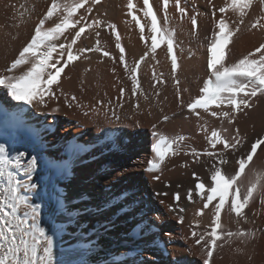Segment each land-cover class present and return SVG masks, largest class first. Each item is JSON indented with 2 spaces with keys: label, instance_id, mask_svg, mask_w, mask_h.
Instances as JSON below:
<instances>
[{
  "label": "bare ground",
  "instance_id": "obj_1",
  "mask_svg": "<svg viewBox=\"0 0 264 264\" xmlns=\"http://www.w3.org/2000/svg\"><path fill=\"white\" fill-rule=\"evenodd\" d=\"M14 1H16L17 3L15 5V7L13 6L14 8H11L12 9V13L14 12V14H11V15H14V16L20 18V13L22 11V9L20 8V5L23 4L25 6H34L33 2L35 0L34 1L33 0L32 1L31 0L30 1L14 0ZM48 1L50 2V0H48ZM127 1L128 0H126V1L124 0V1H122V4H121L120 0H116L117 5L113 2L115 4V5H113V7H111V5H110V6H108V7H111L110 9L107 8V7L106 8L109 9V12L112 13L115 17L117 15L120 16L123 13L124 7L125 8L127 7L125 5V4L128 3ZM119 2H120V4H119ZM152 2H153V0H152ZM7 3H8V0H1L0 1V8H2V13L4 11L3 9L6 8ZM255 3H256V1H255ZM255 3H254V0H253V4H255ZM170 5H172V4H170ZM262 5H260V6H262ZM139 7L140 6H137L136 8H139ZM142 7H140V8H142ZM104 10H106V9H104ZM126 10H124L125 11L124 12L125 14H126ZM141 10H143V9H141ZM168 10H169V7H168ZM127 11H128L127 13H129V10H127ZM156 11H157V9H156ZM248 12H250V11H248ZM255 12H256V10H255ZM229 13H231V11ZM105 14H106V12H105ZM138 14L140 15V12H138ZM162 14H163V12H162ZM79 15H77V17ZM232 15H231V20H229V19H228L229 21L226 20L228 23H230V21H232V20L233 21L235 20V19H232V17H235V15H233V16ZM1 16L4 18L5 17L4 13L0 15V18H1ZM222 16H224V15H222ZM259 16L260 17H263L264 15L263 16L259 15ZM10 17L11 16H9L8 18L10 19ZM144 17L145 16L143 14V17L142 18L144 19ZM3 18H1V20ZM11 18H13V16ZM86 18H87V16H86ZM94 18H96V17H94ZM123 18H125V17H123ZM163 18H164V16H163ZM224 18H226V16H224ZM254 18H256V17H254ZM104 19H103V17L99 18V20L102 22L101 26H99V27H101L103 29H105L104 28L105 23H108V22H105ZM146 19L148 20L150 18L149 17L148 18L146 17L144 19V21ZM236 19H238V17H236ZM251 19H252V21L254 20L253 17ZM1 20H0V23H1ZM124 20H126V18ZM111 21L113 22V20H111ZM127 21H125V22H127ZM248 21H250V23H251V20H248ZM236 22H238V21H236ZM236 22L235 21H234V23L231 22L234 27L237 25ZM2 23H4V22H2ZM23 23L25 24V30L26 31H29V30L32 31V30H34V27H35L36 23H38L35 6H34V11L31 14L30 20H28L27 22H23ZM235 23H236V25H234ZM250 23L247 22V24H250ZM149 24H150V22H149ZM183 24H184V22H183ZM146 26H147V24H146ZM230 26H231V24H230ZM5 27H7V26H5ZM166 27H167V24H166ZM175 27H176V25H175ZM8 28H9V26H8ZM125 28H127V27H125ZM125 28H124V30H125ZM2 29H4V28H2ZM131 29H133V28H131ZM183 29H185V28H183ZM183 29H182V31H183ZM243 29H245V28H243ZM6 30L7 29H5V31H3L2 35L0 36V75H7L8 74V73L5 72V69L10 66L9 65L10 62L12 63V61L14 60L13 58L17 55V53L19 54L20 51L18 52V50L21 49L20 47L22 46V44L24 42V37L23 36L25 35L23 32H20L16 28H14V32H12V31L8 32ZM248 30H249V28H248ZM262 30L259 33H258L259 30H257V34H255L256 32L254 34L251 32L254 38H251L250 37V39H249V36H247V35L244 36L246 38L242 39L240 42H237L238 44L235 47L241 48V50H243V49H245V47L247 48L248 46L249 47H251L253 45L254 46H257L258 45L259 46V44L262 43L261 41L264 40V31H262ZM175 32H176V30H175ZM129 33H128V35H129ZM240 33L242 35V32H240ZM176 35H179L180 36L179 32ZM248 35H249V33H248ZM252 35H250V36H252ZM26 36H28V35L26 34ZM144 36H147V35H144ZM236 36H238V35H236ZM136 37H138V36H136ZM183 37H184V35H183ZM233 37H235V36H233ZM25 38L27 39V37H25ZM96 38L97 37H95L94 35H93V37H90L89 38V48H92V47L95 46ZM180 38H182V37H180ZM136 39H138V38H136ZM235 39H236V37H235ZM27 40H29V39H27ZM175 40H177V38ZM182 40H184V38ZM100 41L102 42V40H100ZM87 42H88V40H87ZM105 42H103V43H105ZM199 42H200V40H199ZM109 43H110V41H109ZM26 44L27 43H25V45ZM101 45L102 44H100V46ZM148 45H150V44H148ZM202 45L200 47H202ZM102 47H103V45H102ZM125 47H124V49H126ZM131 47H132V45L130 46V48L129 47L128 48L131 50ZM107 48H108V46H107ZM196 48L193 46V49L194 50H196ZM203 48H206V47H203ZM203 48L201 50H203ZM256 48H254V49H256ZM198 49H199V46H198L197 50ZM104 50H106V49H104ZM118 50H120V49H118ZM133 50H138V49H133ZM147 50H148V48H147ZM166 50H167V48H166ZM185 50H187V48ZM189 50H190V48H189ZM230 50H232V53H234V56L232 58V54L231 53H230V55H228V57L226 56L227 57V58L225 57V62L226 63L235 62L234 61V58H238V56H241V55H243L245 53L244 50L243 51H238V52H236L235 49H231L230 48ZM144 51L146 52V50H144ZM133 52H135V51H133ZM141 52L142 51H140V52L137 51V52L134 53V57H135L134 60L138 61L139 58L141 56H143L141 54ZM190 52H192V51H190ZM190 52H189V54H190ZM119 53H120V51H119ZM198 53L200 54V53H203V52H199L198 51ZM86 54H87L86 55L87 57L90 56L89 57L90 59H91V57L93 58V59H91V61L94 60V59H98V58H94L93 57L94 55L97 54L96 52L88 51V52H86ZM162 54H160V55H162ZM98 55H99V53H98ZM183 55L184 54H182V56ZM196 55L198 56V54H195V56ZM117 56H118V54H117ZM119 56H120V54H119ZM186 56H188V55H186ZM199 56L197 57L196 60L193 58L195 61H194V64L193 65L191 64V66H189L190 68H192V66H193V68L191 69V72H189V70H188L189 74L190 73L197 74L198 72L204 71V66H203L202 58H200ZM109 57H111V56H109ZM157 58H158V56H157ZM162 58H165V57L162 56ZM168 58H166V59L168 60ZM188 58H190V57H188ZM107 59H108V57H107ZM107 59H106V61H107ZM110 59H108V60H110ZM145 60H147V59H145ZM164 60L165 59H163L162 61H164ZM128 61H130V60H128ZM144 61H142V62H144ZM148 61L150 62L152 60H149V58H148L147 62ZM190 61H191V59H190ZM108 62H110V61H108ZM130 62H132V61H130ZM142 62H141V65H142ZM156 62H158V61H156ZM90 63H89V65H91ZM150 63H153V61L150 62ZM100 64H102V63H100ZM169 64L170 63L168 62V65ZM86 65H87V63H86ZM143 65H147V63L146 64H143ZM151 65L152 64H150V67H151ZM153 65H155V64H153ZM186 65H188V64H186ZM109 66H111L110 63H109ZM159 66H160V64L158 63V67ZM162 66H164L163 63H162ZM28 67H29V65H24V66L20 67L19 69H17L12 74L19 75L22 72L26 71ZM101 67H102V65H101ZM152 67H151V70H155L154 68H156V67H153V69H152ZM92 68H94V67H92ZM108 68H110V67H108ZM160 68H162V67H160ZM165 68L167 69V66ZM65 69H66V71L63 72L64 74H62V79L60 80L59 85L58 86H55V85L53 86L54 87V90H55V93H56V98L55 99L48 100L47 101V106L39 105V104L26 105V104H23V102H17V101H14V100L11 101V103H10V101H8V94H7L6 90L2 86H0V143H3V144L5 143V147H6V149L9 152L10 158H15V156L17 155L18 152H24L25 153V156L22 158L21 162H22V165L25 166L27 164V161L30 158H32L34 156L39 157L40 158V161H42L43 164L40 165V166H37L36 169L38 171H40V174H41L40 177H42V178L44 176L46 177L48 175V172L52 168L53 169H60V170L63 171L62 174L60 173V174H57V177L55 176V184H56L55 185V190L53 191L52 196L50 195L51 196V199H52L51 201H53V203H54V210L55 211H53V212L57 213L59 215L58 217H61L63 219V221L64 220H67L68 221L69 225H66V229L67 230L69 229V231L71 230L73 233H75V234L69 233V237H70L69 240H71L72 237L73 238L76 237V239H77L76 243L77 244L76 245H73L70 248H68L66 250L68 252L67 254L60 255V252L58 251V248L61 251L60 246L62 244H60V243L62 241H60L61 238L59 239V237H61V235H60L61 233H58L60 236L59 237L57 236L58 238H56V240L54 239V249H53L54 264H162V262L160 260L161 259H164V255L166 256V254L161 255V253L159 254V252H158V251H161V249H160L161 248V244H162L161 241H160L161 239H165L168 242H170L169 247H170L171 251H173L172 258L171 259H170L169 256H167V259L170 260V262H171L170 264H188V260L186 258H184L183 256L180 255L181 253L183 254L186 251L182 252V244H181V241L177 238V235L175 234V231H174V229L176 227H178V229H179V227H180L179 225H181V224H177V223H181V222H179V220H178V216H177L178 208H176V205L178 204L179 207L185 208V212L183 213V216H184L183 223L192 224V223H195L200 218V216H196L195 213H196V211L198 209H201L203 207V202L201 201L200 197L196 194L195 191H193V200L192 201H189L187 199L186 193L189 190H193L195 184L198 183L199 181L200 182H205L206 184H207V182L210 181L209 170L211 168V165L213 163H215L216 161L214 159L208 157V156H204V157L200 156L202 158H199V161L198 162H195V163L194 162H190L189 163L190 164L189 167H190V170H191L190 172H192L190 176H182L183 174H185L184 173L185 171L184 172L181 171L182 168H181L180 165L183 162V160H184V162H186L185 161L186 159L182 156V155H184V154H182L183 152H181L182 155L180 154L181 155L180 157H174L175 155L172 157V155H169L166 158V160L164 161V163L162 164L161 169L159 171H156V172H150V171L147 170L148 168H146V170L148 172L147 173H144V168L141 167L140 163H141V157L144 156V155H148L149 156V155L152 154V156H153L152 158H150V159L147 160L148 161V164H149V161L154 158V153L152 151V145H153V143H150V135L147 134L148 133V131H147L148 128L151 129L152 126H156V127H153L152 130L157 131V132L162 131L165 134H172V133L177 134V132L179 131V128L181 126V127L184 128L183 129V132L184 133H186V134L187 133L193 134L194 132H196V127L194 126V124L192 122H189L184 115H180V114L174 115L171 118V120H169L168 123L160 124V126H158L159 124L154 125L153 124V121L149 117V115H148L149 113L146 111V107H145V106H149L148 104H150V106H151L153 103L151 104V103H147V102H146V104L144 102L142 104V107H140V108L137 107V106H135V105H134L135 108L137 107L136 109H134L132 107H130V109H129V107H128V110L129 111L126 113L128 115L125 116V120H124V118H122L125 121L126 125H122V121H114L111 124L104 125L105 122H106V120L104 121V124H102L103 122L100 120L102 122L101 124L103 126H101V124H100V127H98L96 124L94 125V124H88L87 123L88 125L85 126L86 128L79 127L81 125L79 122H81V121L78 122L77 118L80 116V112L75 107L76 106L74 104L75 103V100H74V102H71V100H70V95L72 96V94H70V93L71 92L73 93V91H74L73 95L75 94V88L77 87L76 85L78 83H77V79L76 78H71L70 76L68 77V75H70V74H68V73H70V71L67 72L68 67L65 68ZM74 69H76V68H74ZM88 69H90V68H88ZM124 69H125V67H124ZM91 70H93V69H91ZM114 70H115V68H114ZM144 70H146V69H144ZM180 70H181V68H180ZM182 70L180 71V75H183V79L186 80L189 76L188 77L186 76V78H184L185 74H183V73H185V71L183 73H181ZM185 70H187L186 67H185ZM79 71L76 69V72L77 73H79ZM105 71L106 70H104V72ZM146 71H148V70H146ZM149 72H150V70H149ZM152 72H154V71H152ZM172 73H173V71H172ZM172 73H171V75H172ZM91 74H93V72ZM113 74H114V71H113ZM117 74L119 75V72ZM193 74H191V75H193ZM178 75H179V72H178ZM186 75H187V73H186ZM88 76H90V78H91V75H87V77ZM150 76H151V72H150ZM152 76H154V75H152ZM175 76H177V74ZM105 77H106V75H105ZM110 77H111V74H110ZM125 77H127V76H125ZM168 77L169 76H167V78ZM179 78L181 80L182 77H179ZM179 78H178V80H179ZM191 78H193L192 81H194V77L192 76ZM191 78L189 77V79H191ZM207 78H208V76H206V79ZM141 79H143V78H141ZM78 80H81V79L79 78ZM169 80L170 79H168V81ZM174 80H175V78H174ZM88 81H90V80H88ZM120 81H122V80H120ZM154 81H157V79L154 80ZM192 81H190V83ZM84 82H87V80L84 81ZM102 82H104V81L102 80ZM186 82H187V80H186ZM105 83L106 82H104V85L106 86L107 83L106 84ZM111 83H113V82H111ZM111 83L109 82L108 84H111ZM149 83H151V82L149 81ZM187 83L190 84L189 82H187ZM88 84H91V83H88ZM124 84H126V83L123 82V85ZM143 85L145 86L144 88L146 90H150L149 89L150 87H148L147 82H145V84H143ZM186 85H183V86H186ZM197 85H196V83L190 84L191 89H192V91L189 90L190 93L191 92L193 93L196 90ZM90 86L91 85H89L87 87H90ZM100 86H98L97 88H99ZM108 86L111 88L112 84H111V86L110 85H108ZM118 86H120V84ZM124 86H126V85H124ZM188 86L189 85H187V87ZM80 87H82L80 89H83V86H80ZM87 87H84V89H86ZM92 87H93V85H92ZM101 87H103V86H101ZM101 87L99 89V92H100V90H101V92L103 91V89ZM187 87H186V89H188ZM90 89H91V87H90ZM142 89L143 88H141V90ZM155 89H157V88H155ZM168 89L169 88L167 87V91H168ZM123 90H124V88H123ZM104 91H108V89L106 90V88H104ZM171 91L172 90H170V92ZM185 91H187V90H185ZM185 91H183V92H185ZM77 92H78V90H77ZM81 92H83V91H81ZM88 92H91V91H88ZM145 92H144V89H143V93H145ZM120 93H121V91H120ZM158 93H160V92H158ZM96 94H98V93H96ZM154 94H157V92L154 93ZM163 94H164V92H163ZM171 94H173V93H171ZM75 95H77V94H75ZM103 95H105V94H103ZM103 95H102V97H103ZM161 95H160V97H162ZM166 95H165V97H166ZM188 95L189 94H187V96ZM146 96L147 95H145L144 97H146ZM72 97H74V96H72ZM72 97H71V99H72ZM80 97H82V96H80ZM150 97H152V96H150ZM77 98H78V96H77ZM163 98H164V96H163ZM187 98L184 97L185 100ZM84 99L86 100L85 97L84 98L82 97V99H80V100L82 101ZM90 99L88 101H90ZM146 99H148V98H146ZM259 99H261V98H259ZM85 100L83 101L84 103H85ZM92 100H93V98H92ZM99 100H100V98H99ZM132 100H133V98H132ZM164 100H166V99H164ZM190 100H192V99H190ZM253 100H254V98H253ZM262 100L263 101L260 102L262 104H260L258 107H256V103H254V105H255L256 108H254V106H253L254 109L252 108L253 110L251 109V111H249V113L243 114L244 116L242 114H239L240 116H243L244 117V118L241 117L242 120H240V119L239 120H240V125L243 128L244 132H246V134H245V138L243 139V143L240 146H238V148L235 151L230 150L229 152H227V153L224 154V156L227 159L228 163L226 165H223L222 167L228 173H232V172H234L235 170L238 169L237 161L241 157H243V155L247 154L250 151V145H251V143H253L259 137H264V99H262ZM110 101H111V99H110ZM144 101H146V100H144ZM141 102H142V100H141ZM176 102L177 101H175V103ZM184 102H186V101H184ZM79 103H80L79 106L81 107L82 106L81 105L82 102H79ZM76 104H78V103H76ZM86 104H88L87 103V100H86ZM85 105L83 104L84 107H85ZM138 105H140V104H138ZM171 105H174V103L171 104ZM171 105L169 104V106H171ZM79 106H78V108H79ZM116 106H117V103H116ZM122 106H124V105H122ZM131 106H133V105H131ZM98 107H99V105H98ZM106 107H107V105H106ZM151 107H153V105ZM156 107H157V105H156ZM156 107H154V109ZM251 107H252V105H251ZM56 108H58L59 110L58 111H53V109H56ZM85 108H87V107H85ZM117 108H119V107H117ZM126 108H127V106H126ZM81 109H82V107H81ZM96 109H98V108H96ZM228 109H229V107H222L220 109H217L214 106H212V110L217 111V112H220V111H229ZM247 109L248 108H246V110ZM170 110H171V108H170ZM175 110H177V109H173V110L169 111V113H171V112H173ZM246 110H245V113H246ZM248 110H250V109H248ZM81 111H83V113H84V109H82ZM108 111H110V110H108ZM155 111L156 110H153V112L156 114L157 111L156 112ZM198 111H200L199 112L200 113L199 115L207 116L209 118H215V117L211 116L209 113L205 112L203 109H198ZM96 113H97V111H96ZM169 113H166V114H169ZM90 115H93V114H90ZM94 115L96 117V114H94ZM156 115L158 117H157V119H155V122L158 121L162 117L160 115V112H157ZM99 116L101 117L102 114L99 115ZM96 118H98V117H96ZM110 118H111V116H110ZM87 119H88V117H87ZM84 120H85V116H84ZM98 120L99 119L95 120L96 123H97ZM239 120H237V122ZM88 121H94V119L93 120H88ZM95 121H94V123H95ZM219 121H220V119L217 118V120H215L214 124H217V122L219 123V125H220V122H222L224 124L227 120L224 121V119H223L220 122ZM82 122H84V121H82ZM138 122H140V123H138ZM250 122L255 123L254 129L248 127V123H250ZM99 123H98V125H99ZM138 124L141 125V129L136 128L138 126ZM124 126L126 127L127 130L124 129ZM232 126H233V124H232ZM236 126H239V124L236 125ZM234 128H238L239 129V127H234ZM18 129H19V131H18ZM85 129L87 130V135L84 132L81 133V131H84ZM128 130L132 134V138H133L132 139V143L129 144V145L125 141L126 140V137H128V134H129ZM60 132H61V135H62L61 136L62 137V140L61 141H60ZM157 132H152L151 134L157 133ZM44 133H47V135H44ZM151 137H153V136H151ZM156 138L157 137L155 136L154 139L156 140ZM42 140H44V141L46 140L47 141V142H45V145L47 147L46 148H43V152L42 151H39L37 149L39 146H41L40 143L42 142ZM153 142H155V141L153 140ZM194 144L196 145V147H200V146H202V144H205V143H204V141H202V140L200 141L199 140V141H194ZM181 146L182 145H179L178 146V149L180 151H183L184 149L183 148L181 149ZM102 152L104 154L103 157H102ZM261 153L262 152H259L258 153L257 159L253 163H256V161L258 160V158L261 156ZM32 154H34V155H32ZM104 157H105V161H104ZM193 157L194 156H192V158ZM121 158L126 159V161L121 160ZM187 159L191 161L190 158H187ZM120 163H125L126 164V167L121 168L122 171L120 170L121 172L118 173V174H120L122 176V178L120 179V183L118 182V185L121 186V187H124V188L126 187V188H125V191L117 193L118 191L117 192L115 191V187H117L118 185L115 186L113 184V179L114 178H112V175H116V168H117L118 165H120ZM130 164H134V166H130ZM86 165H88V168H85ZM254 165L252 167H250V169L248 168L249 170H247L246 173H245V175L242 177L243 184L245 186H247L249 179L252 178V170L254 168ZM185 166H183V167H185ZM97 167H98V169H96ZM187 168H188V166H187ZM16 170L17 169H15L14 171H16ZM179 171H181V172L179 173ZM160 173H162V174H160ZM193 173L196 174L195 177L193 176ZM146 174L149 175V176H159V179L157 180V179H154V177H152V178L150 177L151 181H149V182H145L144 181V183H145L144 190L141 189L140 191L137 192L138 194H136V192L134 191L135 190V187L138 186L137 184H138V182H139L140 179H144L146 177ZM17 175H18V178L20 180L25 179V178L28 179L27 175L24 172H22V170H17ZM87 175H89V176L93 175V177L91 179H89L90 177H87ZM33 181H32V183H33ZM52 183H54V182H52ZM242 190H244L243 187H242ZM175 191H178L180 193L182 199L179 202H176L174 199H171L170 201H166L165 203L168 202L166 204V207H167V210H166L167 213H166V211H164L162 209V207H161L162 205L160 203H163L165 201L164 199H165L166 196L170 195L173 192L176 193ZM40 192H41V190H40ZM162 193H167V195H162ZM124 194H126L127 197L122 198L124 196ZM126 198H129L128 199V203L124 202L126 200ZM41 200L43 201V199H41ZM116 203L118 204L117 206H119L116 210H119L120 211V210L123 209V211H124V209H128L129 212H131L130 213L131 215H130V222L129 223H124V222L122 223L121 220H119V218L114 217L115 215H114V212L112 213V211H115V208L116 207H115L114 204H116ZM44 204H46V203H44ZM170 206H172L173 208H176V211H170L169 210V207ZM108 207H109V212L102 211L103 209H107ZM92 211H96L97 214L95 213L96 214L95 217L92 216L93 215ZM119 211H118V213H119ZM248 211L249 210H246L245 214L247 216V222L249 223L251 219H250V212L248 213ZM208 212L209 211H207L206 213H208ZM206 213H205V215H206ZM122 214H124V213H121L120 216H122ZM224 214H225V218H227L228 216L226 217V215H227L226 214V210H225ZM230 214L231 215L232 214L234 215V213H230ZM202 217L203 216H201V218ZM231 217L233 218V216H230V219L227 221V219H228L227 218L225 220V223L224 222H221V223H224V225H222V226L225 227L227 222H232L233 219ZM61 218H60V220H61ZM173 219H175V220L173 221ZM204 219H205V217H204ZM241 220H242V222L245 223V221L243 219H241ZM198 221L199 222L201 221V223H202L204 220L201 219V220H198ZM205 221H207L206 224L208 223V227L210 226V228H211L212 212H209L206 215ZM200 225H202V224H200ZM204 225H205V223H204ZM55 228L58 229L59 227L57 226ZM50 229H52V228H50ZM57 229L55 230L56 232H57ZM82 231L85 234H82ZM46 232H48V234L55 233V232L50 233L52 231H49L47 229H46ZM167 234H170V235H167ZM54 235H52V236L54 237ZM152 235H154L155 237L158 238L157 245L156 244H154V245L152 244ZM136 246L139 247V249H135ZM219 247H221V246L219 245ZM63 249H62V253H63ZM164 250H166V249L164 248ZM57 251L59 252V254H57L58 253ZM221 252L222 251H220V253ZM220 253H219V255H220ZM226 254H228V253H226ZM150 258H152V259H150ZM261 260H262V258H261Z\"/></svg>",
  "mask_w": 264,
  "mask_h": 264
},
{
  "label": "snow or ice",
  "instance_id": "obj_2",
  "mask_svg": "<svg viewBox=\"0 0 264 264\" xmlns=\"http://www.w3.org/2000/svg\"><path fill=\"white\" fill-rule=\"evenodd\" d=\"M210 2L211 0H209ZM100 3L101 0H50V6L36 23L30 41L5 69L8 74L0 75V86L6 90L12 100L23 102L26 105L47 106L48 100L56 98L53 86L59 85L61 74L69 64L79 60L88 51L102 53L105 57L110 55L100 46L99 39L96 40L95 46L92 48H77L74 51V46L81 40L86 30L99 27L102 24L99 19L87 23L84 16H80L78 19H74V17L77 16L80 9L90 13L92 5ZM170 3L174 4L181 20L187 16L185 7L181 6V0H162L165 24L168 23ZM261 3H264V0H261ZM252 4L253 0H226L225 6L218 9L222 14L228 11L235 13L240 18L239 23L234 28H230L223 16L216 21L215 28L219 31H214L213 38L207 47V69L210 75L203 82L200 89L201 94L187 105L189 110L195 112L196 109H203L211 116L227 120L231 124L237 113L251 107L252 98L264 96V51H262L264 43L235 62H225V48L231 43L235 33L240 30V25L244 23V17L248 15V9ZM127 7L131 14V9L134 7L132 0H128ZM20 8L22 9L20 22H27L31 18L34 6L22 4ZM143 12L144 16L151 20V46L149 51H146L131 69L125 63V71L131 72L134 84L133 95H136L139 88L136 76L141 62L148 58L150 53L154 60L157 47L161 43H166L169 54L173 53L174 47L175 29L167 27L162 29L158 26L159 21L148 0H144ZM212 15L215 17L216 12L213 11ZM132 19L139 26L141 39L144 40V25L135 15L132 16ZM190 22L195 29L197 16H191ZM106 27L111 28L115 33L116 47L121 52L120 61L124 63L125 50L120 44V35L116 32L115 25H106ZM251 29H264V17L257 18L250 25ZM96 36L99 37V32H96ZM24 65H29L26 71L19 75L12 74ZM171 65L173 73H175L177 58L174 54L171 55ZM153 78L159 81L155 75ZM177 91L179 92V88ZM123 94L124 90L121 89V96ZM72 99L75 100V97ZM212 106L217 109L230 107L231 111L217 112L212 110ZM58 110V108L53 109V111ZM196 114L199 116V112ZM202 130L207 131L206 128H202ZM224 132H227L226 128L214 129L206 137L210 149L215 150L218 145H222L225 151H235L243 143L238 129L231 139L224 136ZM153 135L157 138L152 145L154 158L149 161L147 169L150 172L159 171L169 155L177 154L178 146L185 139L183 136L169 138L164 134L153 133ZM258 149L264 151V137H259L251 143L250 151L237 161L238 169L232 173H228L222 167L228 163L224 152L206 150L201 153L195 149L191 150V154L197 162L201 155H206L216 161L209 170L210 181L207 184L198 182L193 190L186 193L187 199L192 201L193 191H195L203 202V207L196 211V216L203 215L204 210L209 209V206L212 208L211 231L196 239V244H200L205 239V235L210 237L205 245L207 259L204 264H210L213 251L218 246L217 241L224 238L231 240L233 237L243 241L246 237L255 236V233L244 230L236 232L230 230L218 232V230L222 229L221 212L225 209L226 204L228 212L234 213L238 218L237 222L240 219L247 222L244 210L254 200L255 193L264 188V171L253 170L252 178L249 179L247 186L243 184L242 180ZM24 156V152H18L15 158H10L5 145L0 143V264H54L53 236L49 235L41 226L39 205L33 203L24 194L27 190L37 187L31 180L38 161L32 157L24 166L21 162ZM14 169L22 170L27 175L29 182L22 183ZM195 175L193 173L194 177ZM154 179L158 180L159 176H155ZM162 195H167V193H162ZM173 195L176 202L182 199L180 193ZM176 208H178V220L183 223L185 208L179 207L178 204ZM176 208L170 206L169 210L176 211ZM196 223L198 224L199 221ZM192 235L195 237L197 233L193 231Z\"/></svg>",
  "mask_w": 264,
  "mask_h": 264
},
{
  "label": "rangeland",
  "instance_id": "obj_3",
  "mask_svg": "<svg viewBox=\"0 0 264 264\" xmlns=\"http://www.w3.org/2000/svg\"><path fill=\"white\" fill-rule=\"evenodd\" d=\"M1 1V0H0ZM25 1H30V0H25ZM32 1V0H31ZM34 1V0H33ZM48 0H35L34 2H33V4H34V6H35V10H36V15H37V19L39 20L41 17H43V15L45 14V12L47 11V8L50 6V2L48 1ZM107 1V2H106ZM122 1H124V0H122ZM122 1L120 0V2H121V4H122ZM126 1V0H125ZM156 1V2H155ZM195 1V2H194ZM255 1H256V3H255ZM258 0H254V3L255 4H252V8H250V9H248V11H250V12H248V15L246 16V18L244 17V24H242V25H240V30L237 32V33H235V37H236V39H235V37H232V41H231V43H229L228 45H227V47L225 48V53H226V55H225V57L227 56L228 57V55H230V53L232 54V58H233V56H234V53H232V50H230V48L231 49H235L236 50V52H238V51H245V53L243 54V55H241V56H238V58H234V61H237L238 59H240V58H242L243 56H245V55H247L249 52H253L255 49L254 48H256V47H259L258 45L257 46H251V47H245V49H243V50H241V48H237V47H235L238 43L237 42H240L242 39H244V38H246V37H244V36H249V39H250V37L251 38H254L253 37V35H252V33L254 34L255 32V34H257V30H259L258 31V33L262 30H260V29H251L250 30V24H252L255 20H256V18H260V16L259 15H261V16H263L264 15V3H262L261 4V0H259L258 2H257ZM37 2V3H36ZM39 2V3H38ZM101 2L102 3H100V4H96V5H92V11L90 12V13H87V12H85V10L84 9H80L79 10V12H78V14L77 15H79L78 17L76 16V18L74 17V19H78L80 16H83L84 14V18H85V21L87 22V23H92L93 22V20L94 19H99V18H101V17H103V19H104V21L105 22H108V23H105V26H104V28L105 29H103V28H101V27H94V28H92V29H90V30H86V32H85V34L84 35H82V37H81V40L80 41H78V43H77V45L76 46H74V51L77 49V48H89V38L90 37H93V35L95 36V37H97L96 36V32H100L99 33V37H97L99 40H102V42L100 41V44H102L103 45V47H102V45H101V47L103 48V49H106L105 51H107L110 55L109 56H111V57H109L108 56V59H110V60H108L107 59V57H105V56H103V55H101L102 53H99V55H98V53L96 54V55H94L93 57L94 58H98V59H94V60H92L91 61V59H93L92 57H91V59L89 58V57H87L86 55V52L84 53V55H82L81 56V58L79 59V60H77V61H75V63H72V64H69L68 65V69H67V72H69L70 71V73H68V74H70V75H68V77L70 76L71 78H76L77 79V87L75 88V94H77V95H73V93H74V91H73V93L71 92L70 94H72V96H76L75 97V107L79 110V112H80V116L77 118V120H78V122L79 121H81V122H79L81 125L79 126V127H84V128H86L85 126L86 125H88V124H96L98 127H100V124L102 123V124H104V121L106 120V122H105V124L104 125H108V124H111L112 122H114V121H122V125H126V123H125V116H127L128 114H126L129 110H128V107H129V109H130V107H132V108H134V109H136L135 108V106H137L138 104H140V105H138V107L140 108V107H142V104L145 102V104H146V102L147 103H153L152 105H153V107H151L150 106V104H148L149 106H145L146 107V111L149 113L148 115H149V117L152 119V121H153V124L154 125H156V124H159L158 126H160V124H165V123H168L169 122V120H171V118L174 116V115H178V114H180V115H184L186 118H187V120L189 121V122H192L193 124H194V126L196 127V132H194L193 134H190V133H184L183 132V127H181L180 126V128H179V131L177 132V134H174V133H172V134H165L164 132H162V131H159V132H157V131H154V130H152V128L154 127V126H152V128L150 129V128H148V135H150V143H154L153 142V140L155 141V136L153 135V134H151L152 132H157V134H164V135H166V136H168L169 138H172V137H177V136H183L185 139L183 140V143L181 144L182 146H181V149L183 148L184 150L183 151H180L179 149L177 150L178 152H177V154H175V156L174 155H172V157L174 156V157H180L182 154H184V155H182L186 160V162H184V160H183V162L185 163H181V171L182 172H184L185 174H183L182 176H190L191 175V173L192 172H190L191 170H190V162H197L196 160H195V158L193 157L192 158V154H191V150H192V148L193 149H195L197 152H204V151H206V150H212V151H218V152H224V154L225 153H227V152H229L230 150H227V151H223V146L222 145H219L218 147H217V149L216 150H213V149H210V146H209V144H208V141H207V139H206V137L207 136H209L210 135V133H211V131L212 130H222V129H227V132H224L223 133V135L224 136H226V137H228L229 139H231V137L235 134V131L238 129V128H234V127H239V136L242 138V139H244L245 138V134H246V132H244V130H243V128L241 127V125H240V120H242L241 119V117L242 118H244L243 116V114H247V113H249V111H251V109L253 108V106H254V108H256V107H258L260 104H262V103H260V102H262L263 100L262 99H264V96H258L257 98L255 97L254 98V100H253V98L251 99V101H250V103H251V105H252V107L251 108H248V109H250V110H246V113H245V110H243V111H241V112H239V113H237L236 115H235V118H234V120H233V122L231 123V124H229L228 123V121H226V120H224V121H226L224 124L222 123V122H220L221 120H223V119H220V125H219V123L217 122V124H214V122H215V120H217V118L215 117V118H209V117H207V116H202V115H199V116H197V112H200V111H198V109H196V111L195 112H193V111H191V110H189L188 109V107H187V105L189 104V103H191L192 102V100L194 99V98H196V97H198L199 95H200V89L202 88V86H203V82H204V80L206 79V76H209L210 75V72L208 71V69H207V47H208V45H209V43L211 42V40H212V38H213V33H214V31H219V29H217V28H215V23H216V21H218L219 19H220V17L222 16V15H224V16H226V18H224V16H223V18L225 19V20H227V21H229V20H231V15L233 14V15H235V17H232V19H235L234 21L236 22V21H238L239 22V17L235 14V13H229L230 11H228V12H226V13H223V14H221L220 12H219V8L220 7H223L224 5H225V3H226V0H211V2L209 3V0H181V6L182 7H185V9H186V11H187V16H186V18L185 19H182L181 20V18H180V14H178L179 12H177L176 11V9H175V6H174V4L173 3H170V4H172V5H170L169 4V10H168V22L169 23H167V28H172V29H175L176 30V32H175V37H174V47H173V53L172 54H174L175 56H176V58H177V68H176V70H175V75L177 74V76H175L173 73H172V65H171V55L172 54H169L168 52H167V50H166V43H161L158 47H157V51H156V54H155V60H153V59H151V53H150V57H148L149 58V60H152L153 61V63H150V62H152V61H148L150 64H152L151 65V67L153 66V67H156V68H154L155 70H151V67H150V64L147 62V60H148V58H146L147 60H145L144 62H142V65L140 66V68L138 69V71H137V76H136V78L138 79V81H139V88L137 89V92H136V95H132L133 93H132V90H133V87H134V84H133V80H132V78H131V72L130 71H125V69H124V67H125V63L127 64V66H128V68L129 69H131L132 68V66H134V64H135V62H136V60H134L135 59V57H134V53L135 52H137V51H142L143 53L145 52L144 50H146V51H149V48H150V45H151V32H150V28H151V20L150 19H146L145 21H144V19L146 18V17H144V19L142 18L143 17V14H144V12H143V10H141V9H144V0H132V3H133V5H134V7L131 9V15L129 14V13H127L128 11L127 10H129L127 7L125 8L124 7V9H123V13L119 16V15H117L116 17L112 14V13H110L109 12V9L111 8V7H113V5H117V3H116V0H101ZM115 4H114V3ZM120 2H119V4H120ZM128 2V1H127ZM138 2V3H137ZM140 2V3H139ZM183 2V3H182ZM198 2V3H197ZM224 2V3H223ZM14 3V4H13ZM16 1H14V0H8V3H7V5H6V8L5 9H3L4 11H3V13H4V15H5V17L3 18L2 16H1V18H3L2 20H1V18H0V20H1V23H0V36L2 35V33H3V31H5V29H7L6 31H8V32H10V31H12V32H14V28H16V29H18L20 32H23L25 35L23 36L24 37V42H23V44H22V46L20 47L21 49H19L18 50V52L19 51H21L22 50V48L24 47V45H25V43H28L29 41H30V39H31V36H32V34H34V30H29V31H26L25 30V24L23 23V22H20V18H18V17H16V16H14V15H11V14H14V12L12 13V9L11 8H14L15 7V5H16ZM187 3V4H186ZM13 4V5H12ZM36 4V5H35ZM104 4V5H103ZM139 4V5H138ZM111 5V7H108V6H110ZM126 6H127V4H125ZM160 5V6H159ZM256 7H255V6ZM260 5H262V6H260ZM14 6V7H13ZM38 6V7H37ZM87 6V5H86ZM137 6H140V7H142V8H136ZM155 6V7H154ZM44 7V8H43ZM109 8V9H107V8ZM119 7V6H118ZM152 7H153V10H155L154 12H155V14H156V16H157V19H158V21H159V24H158V26L160 27V28H165L166 27V24H165V20H164V18H163V16H164V12H163V5H162V0H153V2H152ZM255 7V8H254ZM263 7V8H262ZM37 8V9H36ZM41 8V9H40ZM120 8V7H119ZM202 8V9H201ZM40 9V10H39ZM43 9V10H42ZM104 9H106V10H104ZM127 9V10H126ZM138 11H137V10ZM156 9H157V11H156ZM160 9V10H159ZM0 15L1 14H3L2 13V8H0ZM11 10V11H10ZM42 10V11H41ZM124 10H126V14L124 13L125 11ZM174 10V11H173ZM201 10V11H200ZM255 10H256V12H255ZM142 11V12H141ZM213 11H215L216 12V15H215V17H213V15H212V13H213ZM263 13H262V12ZM38 12V13H37ZM105 12H106V14H105ZM138 12H140V15L138 14ZM162 12H163V14H162ZM197 12V13H196ZM199 12V13H198ZM252 12V13H251ZM255 12V13H254ZM262 14H261V13ZM43 13V14H42ZM142 13V14H141ZM171 13V14H170ZM176 13V14H175ZM259 13V14H258ZM95 14V15H94ZM99 15V16H98ZM130 15V16H129ZM133 15H135L139 20H140V23L142 24V25H144V35H147V36H144L145 37V41L144 40H142L141 39V33H140V28H139V26H137V24L135 23V21L132 19V16ZM139 15V16H138ZM162 17H161V16ZM173 17H172V16ZM193 15H198L197 16V26H196V30L195 29H193V26H192V24H191V22H190V17L191 16H193ZM206 15V16H205ZM232 15V16H233ZM253 15V16H252ZM257 15V16H256ZM9 16H13V18H11L10 17V19L8 18ZM86 16H87V18H86ZM93 16V17H92ZM98 16V17H97ZM101 16V17H100ZM125 17L126 18V20H124L125 18H123V17ZM177 16V17H176ZM229 16V17H228ZM39 17V18H38ZM94 17H96V18H94ZM171 17V18H170ZM236 17H238V19H236ZM253 17V21H252V18ZM254 17H256V18H254ZM264 17V16H263ZM16 20H15V19ZM94 18V19H93ZM123 18V19H122ZM128 18V19H127ZM131 18V19H130ZM141 18V19H140ZM148 18V17H147ZM161 18V19H160ZM173 18V19H172ZM178 18V19H177ZM14 19V20H13ZM88 19V20H87ZM229 19V20H228ZM111 20H113V22L111 21ZM128 20V21H127ZM132 20V21H131ZM200 20V21H199ZM248 20H251V23H250V21H248ZM111 21V22H110ZM124 21V22H123ZM125 21H127V22H125ZM176 21V22H175ZM234 21L232 20V21H230V23H229V26H230V24H231V26H230V28L232 27H234L233 26V24L231 23V22H233L234 23ZM2 22H4V23H2ZM9 22V23H8ZM15 22V23H14ZM133 24H132V23ZM148 22V23H147ZM149 22H150V24H149ZM172 22V23H171ZM183 22H184V24H183ZM200 22V23H199ZM204 22V23H203ZM238 22H236L237 24H238ZM247 22L248 23H250V24H247ZM164 23V24H163ZM182 23V24H181ZM236 23L234 24V25H236ZM6 24V25H5ZM127 26H126V25ZM146 24H147V26H146ZM163 24V25H162ZM181 24V25H180ZM247 24V25H246ZM4 27H3V26ZM23 25V26H22ZM106 25H115V27H116V32H118L119 33V35H120V44H121V46L124 48L125 46V48L126 49H124L125 51H124V56H125V62L124 63H122L121 61H120V56H119V54L121 55V52L119 53V51L120 50H118L119 48H117L116 47V43H117V41H116V36H115V33L112 31V29L111 28H107L106 27ZM125 25V26H124ZM173 25V26H172ZM175 25H176V27H175ZM188 25V26H187ZM202 25V26H201ZM249 25V26H248ZM5 26H7V27H5ZM8 26H9V28H8ZM14 26V27H13ZM130 26V27H129ZM178 26V27H177ZM182 26V27H181ZM186 26V27H185ZM4 28V29H2V28ZM79 27V26H78ZM125 27H127V28H125ZM131 29V28H133V29H129V28ZM149 27V28H148ZM174 27V28H173ZM124 28H125V30H124ZM162 28V29H163ZM179 28V29H178ZM183 28H185V29H183ZM243 28H245V29H243ZM248 28H249V30H248ZM9 29V30H8ZM123 31H122V30ZM149 29V30H148ZM181 29V30H180ZM182 29H183V31H182ZM179 30V31H178ZM202 30V31H201ZM256 30V31H255ZM148 31V32H147ZM247 31V32H246ZM262 31H264V29L262 30ZM11 32V33H12ZM130 32V33H129ZM133 32V33H132ZM178 32H179V34H180V36L179 35H176V34H178ZM199 32V33H198ZM240 32H242V35H241V33ZM245 32V33H244ZM252 32V33H251ZM22 33V34H23ZM112 33V34H111ZM128 33H129V35H128ZM139 33V34H138ZM240 35H239V34ZM248 33H249V35H248ZM26 34L28 35V36H26ZM186 34V35H185ZM189 34V35H188ZM191 34V35H190ZM196 34V35H195ZM245 34V35H244ZM88 35V36H87ZM107 35V36H106ZM183 35H184V37H183ZM236 35H238V36H236ZM250 35H252V36H250ZM112 36V37H111ZM132 36V37H131ZM134 36V37H133ZM136 36H138V37H136ZM240 36V37H239ZM25 37H27V39H29V40H27ZM101 37V38H100ZM115 37V38H114ZM180 37H182V38H180ZM242 37V38H241ZM97 38H96V40H97ZM107 38V39H106ZM126 38V39H125ZM132 38V39H131ZM136 38H138V39H136ZM177 38V40H175ZM184 38V40H182ZM196 38V39H195ZM26 39V40H25ZM125 39V40H124ZM130 39V40H129ZM135 41H134V40ZM181 39V40H180ZM194 39V40H193ZM239 39V40H238ZM87 40H88V42H87ZM110 41V43H109V41ZM141 40V41H140ZM199 40H200V42H199ZM26 41V42H25ZM28 41V42H27ZM106 41V42H105ZM132 41V42H131ZM134 41V42H133ZM146 41H147V43L148 44H150V45H148V44H145L146 43ZM188 43H186V42ZM189 41V42H188ZM202 41V42H201ZM205 41V42H204ZM236 41V42H235ZM103 42H105V43H103ZM127 42V43H126ZM130 42V43H129ZM198 42V43H197ZM262 43H264V40L263 41H261ZM109 43V44H108ZM125 43V44H124ZM132 43V44H131ZM177 43V44H176ZM191 43V44H190ZM125 46H124V45ZM127 44V45H126ZM130 44V45H129ZM179 44V45H178ZM197 44V45H196ZM199 44V45H198ZM203 44V45H202ZM261 44V43H260ZM259 44V45H260ZM132 45V47H131V50L129 49L130 48V46ZM134 45V46H133ZM146 45V46H145ZM202 45V47H200ZM205 45V46H204ZM107 46H108V48H107ZM111 46V47H110ZM115 48H114V47ZM129 48H128V47ZM193 46L196 48H198V46H199V49L197 50V48H196V50H194L193 49ZM137 47V48H136ZM145 47V48H144ZM148 48V50H147V48ZM184 47V48H183ZM203 47H206V48H203ZM112 48V49H111ZM183 48V49H182ZM187 48V50H185ZM189 48H190V50H189ZM203 48V50H201ZM133 49H138V50H133ZM162 49V50H161ZM181 49V50H180ZM161 50V51H160ZM252 50V51H251ZM110 51V52H109ZM133 51H135V52H133ZM166 51V52H165ZM182 51V52H181ZM188 51V52H187ZM190 51H192V52H190ZM198 51L199 52H203V53H198ZM231 51V52H230ZM262 51H264V50H262ZM115 52V53H114ZM129 52V53H128ZM141 52V54L142 55H144L143 53ZM161 52V53H160ZM189 52H190V54H189ZM163 53V54H162ZM181 53V54H180ZM186 53V54H185ZM94 54V53H93ZM114 54V55H113ZM117 54H118V56H117ZM158 54V55H157ZM160 54H162V55H160ZM182 54H184L183 56H182ZM195 54H198V56L200 57V58H202V62H203V66H204V71H202V72H198L197 74H193V73H190L189 74V72H191V69L193 68V66H192V68H190L189 66H191V64L193 65L194 64V61L197 59V55L195 56ZM180 55V56H179ZM186 55H188V56H186ZM258 55V54H257ZM17 56H18V53H17V55L13 58L14 60L17 58ZM84 56V57H83ZM157 56H158V58H157ZM161 56V57H160ZM162 56L163 57H165V58H162ZM203 56V57H202ZM114 59H113V58ZM169 57V58H168ZM187 57V58H186ZM188 57H190V58H188ZM226 57V58H227ZM87 58V59H86ZM101 58V59H100ZM166 58H168V60L166 59ZM195 60H194V59ZM83 59V60H82ZM89 59V60H88ZM105 59V60H104ZM106 59H107V61H106ZM119 59V60H118ZM163 59H165L164 61H162ZM181 59V60H180ZM190 59H191V61H190ZM13 60V61H14ZM114 60V61H113ZM117 60V61H116ZM128 60H130V61H132V62H130V61H128ZM188 60V61H187ZM206 60V61H205ZM233 60V59H232ZM105 61V62H104ZM108 61H110V62H108ZM156 61H158V62H156ZM91 62V63H90ZM116 62V63H115ZM168 62L170 63L169 65H168ZM85 63V64H84ZM86 63H87V65H86ZM89 63L92 65H89ZM100 63H102V64H100ZM109 63H110V65L111 66H109ZM113 63V64H112ZM115 63V64H114ZM118 63V64H117ZM122 63V64H121ZM147 63V65H143V64H146ZM157 63V64H156ZM158 63L160 64V66L158 67ZM162 63L164 64V66H162ZM10 64H11V62H10ZM9 64V65H10ZM97 64V65H96ZM149 64V65H148ZM153 64H155V65H153ZM167 64V65H166ZM183 64V65H182ZM186 64H188V65H186ZM85 65V66H84ZM101 65H102V67H101ZM121 65V66H120ZM167 66V69L165 68L166 66ZM186 65V66H185ZM74 66V67H73ZM80 66V67H79ZM107 66V67H106ZM113 66V67H112ZM116 66V67H115ZM123 66V67H122ZM73 67V68H72ZM87 67V68H86ZM92 67H94V68H92ZM99 67V68H98ZM104 67V68H103ZM108 67H110V68H108ZM122 67V68H121ZM143 67V68H142ZM150 67V68H149ZM153 67H152V69H153ZM160 67H162V68H160ZM185 67L187 68V70H185ZM189 67V68H188ZM74 68H76L78 71H79V73H77L76 72V69H74ZM85 68V69H84ZM88 68H90V69H88ZM101 68V69H100ZM113 70H112V69ZM114 68H115V70H114ZM180 68H181V70H182V72L181 73H183L184 71H185V73H183V74H185V76H184V78H186V76L188 77H194V81H192L193 80V78H191V79H189V77L186 79L187 80V82H189L190 83V81H192L190 84H192V83H196V85H197V88H196V90L192 93H190V91H192V89H191V86H190V84H188L187 82H186V80L185 79H183V75H180ZM82 69V70H81ZM91 69H93V70H91ZM98 69V70H97ZM118 69V70H117ZM142 69V70H141ZM144 69H146V70H148V71H146V70H144ZM162 69V70H161ZM165 69V70H164ZM169 69V70H168ZM84 70V71H83ZM104 70H106L105 72H104ZM149 70H150V72H151V76H150V72H149ZM157 70V71H156ZM160 70V71H159ZM172 70V71H171ZM188 70H189V72H188ZM64 71H66V69L64 70ZM110 73H109V72ZM112 71V72H111ZM113 71H114V74H113ZM116 71V72H115ZM121 71V72H120ZM143 71V72H142ZM152 71H154V72H152ZM165 71V72H164ZM168 71V72H167ZM76 72V73H75ZM93 72V74H91ZM98 72V73H97ZM107 72V73H106ZM119 72V75L117 74ZM141 72V73H140ZM146 72V73H145ZM158 74H157V73ZM178 72H179V75H178ZM116 73V74H115ZM171 73H172V75H171ZM186 73H187V75H186ZM62 74H64V73H62ZM62 74H61V79H62ZM67 74V73H66ZM72 74V75H71ZM76 74V75H75ZM99 76H98V75ZM110 74H111V77H110ZM168 74V75H167ZM191 74H193V75H191ZM207 74V75H206ZM87 75H91V78H90V76H88L87 77ZM101 75V76H100ZM105 75H106V77H105ZM113 75V76H112ZM146 75V76H145ZM152 75H156V77H158L159 78V81L157 82V81H154V80H156V79H154L153 77L154 76H152ZM169 76L168 78H167V76ZM191 75V76H190ZM79 76V77H78ZM118 76V77H117ZM122 76V77H121ZM125 76H127V77H125ZM174 76V77H173ZM78 77V78H77ZM87 77V78H86ZM110 77V78H109ZM116 77V78H115ZM166 77V78H165ZM179 77H182L181 78V80H180V78ZM81 79V80H78V79ZM86 78V79H85ZM103 78V79H102ZM105 78V79H104ZM118 78V79H117ZM120 78V79H119ZM123 78V79H122ZM141 78H143V79H141ZM148 78V79H147ZM174 78H175V80H174ZM177 78V79H176ZM178 78H179V80H178ZM60 79V80H61ZM126 79V80H125ZM168 79H170L169 81H168ZM87 80V82H84V81H86ZM88 80H90V81H88ZM97 82H96V81ZM102 80L104 81V82H106L107 83V85L105 86L104 85V82H102ZM108 82H107V81ZM117 80V81H116ZM120 80H122V81H120ZM147 80V81H146ZM184 82H183V81ZM190 80V81H189ZM82 81V82H81ZM95 81V82H94ZM120 83H119V82ZM127 81V82H126ZM149 81L151 82V83H149ZM176 81H179V85L177 84V82ZM111 83V82H113V83H111L112 84V86H111V84H108V83ZM123 82L124 83H126V84H124V85H126V86H124L123 85ZM145 82H147V85H148V87H150L149 89L150 90H146L144 87V85L143 84H145ZM85 83V84H84ZM88 83H91V84H88ZM102 83V84H101ZM105 83V84H106ZM117 85H116V84ZM156 83V84H155ZM171 83V84H170ZM101 86H105L104 88H106V90L108 89V91H104V88L103 87H101ZM120 84V86H118ZM122 84V85H121ZM154 86H153V85ZM168 84V85H167ZM189 85L188 87H187V85ZM79 85V86H78ZM89 85H91L90 87H91V89H90V87H87V86H89ZM92 85H93V87H92ZM108 85H110L111 86V88L108 86ZM164 85V86H163ZM183 85H186V86H182ZM80 86H83V89H84V87H87L86 89H80V88H82V87H80ZM96 86V87H95ZM98 86H100L102 89H103V93L101 92V90H100V92H99V89H100V87L99 88H97ZM114 86V87H113ZM118 86V87H117ZM124 86V87H123ZM128 86V87H127ZM163 86V87H162ZM170 89V90H172L171 92H170V90L168 89V91H167V87ZM173 86V87H172ZM108 87V88H107ZM126 87V88H125ZM154 87V88H153ZM172 87V88H171ZM186 87L188 88V89H186ZM89 88V89H88ZM113 88V89H112ZM124 88V94H123V96H121V93H120V91H121V89H123ZM141 88H143L144 89V92L145 93H143V89L141 90ZM152 88V89H151ZM155 88H157V89H155ZM165 88V89H164ZM179 88V92L177 91V89ZM88 89V90H87ZM129 91H128V90ZM159 89V90H158ZM161 89V90H160ZM77 90H78V92H77ZM97 90V91H96ZM110 90V91H109ZM127 90V91H126ZM157 90V91H156ZM185 90H187V91H185ZM190 90V91H189ZM81 91H83V92H81ZM88 91H91V92H88ZM94 91V92H93ZM183 91H185V92H183ZM77 92V93H76ZM81 92V93H80ZM87 92V93H86ZM105 92V93H104ZM111 94H110V93ZM143 94H142V93ZM157 92V94H154V93H156ZM158 92H160V93H158ZM163 92H164V94H163ZM189 92V93H188ZM89 93V94H88ZM95 93V94H94ZM96 93H98V94H96ZM109 93V94H108ZM130 93V94H129ZM151 95H150V94ZM153 93V94H152ZM171 93H173V94H171ZM93 94V95H92ZM103 94H105V95H103V97H102V95ZM142 96H141V95ZM147 95L146 97H144L145 95ZM159 94V95H158ZM162 94V95H161ZM167 94V95H166ZM176 94V95H175ZM187 94H189L188 96H187ZM193 94V95H192ZM82 96L83 98L85 97L86 98V100H87V103L88 104H86V100H85V103L83 102L84 100H80V99H82V97H80V96ZM112 95V96H111ZM131 97H130V96ZM144 95V96H143ZM158 95V96H157ZM160 95L162 96V97H160ZM165 95H166V97H165ZM185 95V96H184ZM71 95H70V100H71V102H74V100L73 99H71V97H72ZM77 96H78V98H77ZM89 96V97H88ZM92 96V97H91ZM134 96V97H133ZM150 96H152V97H150ZM163 96H164V98H163ZM130 97V98H129ZM158 97V98H157ZM160 97V98H159ZM184 97L185 98H187L186 100L184 99ZM88 98V99H87ZM91 98V99H90ZM92 98H93V100H92ZM95 98V99H94ZM99 98H100V100H99ZM106 98V99H105ZM132 98H133V100L135 101H133L132 100ZM146 98H148V99H146ZM150 98V99H149ZM154 100H153V99ZM168 98V99H167ZM175 100H174V99ZM259 98H261V99H259ZM90 99V101H88ZM104 99V100H103ZM110 99H111V101H110ZM163 101H162V100ZM164 99H166V100H164ZM173 101H172V100ZM190 99H192V100H190ZM256 99V100H255ZM79 100V101H78ZM141 100H142V102H141ZM144 100H146V101H144ZM180 100V101H179ZM258 100V101H257ZM8 101H10V103H11V101H13L12 99H11V97L8 95ZM129 101V102H128ZM152 101V102H151ZM156 101V102H155ZM158 101V102H157ZM162 101V102H161ZM170 101V102H169ZM175 101H177L176 103H175ZM179 101V102H178ZM184 101H186V102H184ZM79 102H82L81 103V107H82V109H84V113H83V111H81L82 109H81V107L79 106L80 105V103ZM94 102V103H93ZM101 102V103H100ZM132 102V103H131ZM253 102V103H252ZM76 103H78V104H76ZM99 103V104H98ZM114 103V104H113ZM116 103H117V106H116ZM129 105H128V104ZM174 103V105H171V104H173ZM254 103H256V107H255V105H254ZM83 104L85 105V107H87V108H85L84 106H83ZM92 104V105H91ZM95 104V105H94ZM121 104V105H120ZM127 104V105H126ZM159 104V105H158ZM169 104L171 105V106H169ZM258 104V105H257ZM98 105H99V107H98ZM104 107H103V106ZM106 105H107V107H106ZM114 105V106H113ZM119 105V106H118ZM122 105H124V106H122ZM131 105H135L134 107L133 106H131ZM155 105V106H154ZM156 105H157V107H156ZM78 106H79V108H78ZM96 106V107H95ZM126 106H127V108H126ZM113 109H112V108ZM117 107H119V108H117ZM125 107V108H124ZM154 107H156L155 109H154ZM93 108V109H92ZM96 108H98V109H96ZM104 108V109H103ZM107 108V109H106ZM153 108V109H152ZM168 108V109H167ZM170 108H171V110H173V109H177V110H175V111H173V112H171V113H169V111H171L170 110ZM253 108V109H254ZM87 109V110H86ZM117 109V110H116ZM166 109V110H165ZM252 109V110H253ZM91 110V111H90ZM108 110H110V111H108ZM119 110V111H118ZM153 110H156L157 112H160V115L162 116L158 121H156L155 122V119H157V112H156V114L153 112ZM229 111H231V109H230V107H229V109H228ZM96 111H97V113H96ZM105 111V112H104ZM94 112V113H93ZM104 112V113H103ZM244 112V113H243ZM118 113V114H117ZM166 113H169V114H166ZM90 114H93V115H90ZM94 114H96V117H98V118H96L95 117V115ZM102 114V116L100 117L99 115H101ZM111 114V115H110ZM122 114V115H121ZM124 114V115H123ZM126 114V115H125ZM200 114V113H199ZM239 114H242L243 116H240ZM40 115V114H39ZM88 115V116H87ZM98 115V116H97ZM84 116H85V120H84ZM90 116V117H89ZM93 118H92V117ZM104 116V117H103ZM110 116H111V118H110ZM246 116V115H245ZM82 117V118H81ZM87 117H88V119H87ZM119 117V118H118ZM165 117H167L168 119L167 120H165L164 118ZM194 119H193V118ZM90 118V119H89ZM92 118V119H91ZM96 118V119H95ZM104 118V119H103ZM122 118H124V120L122 119ZM81 119V120H80ZM94 119V121L95 120H97V119H99L98 121H97V123H96V121H95V123H94V121H88V120H93ZM103 119V120H102ZM114 119V120H113ZM215 119V120H214ZM240 119V120H239ZM102 122H101V121ZM237 120H239L238 122H237ZM69 121V120H68ZM82 121H84V122H82ZM213 121V122H212ZM86 122V123H85ZM100 122V123H99ZM211 122V123H210ZM88 123V124H87ZM98 123H99V125H98ZM107 123V124H106ZM138 123H140V122H138ZM83 124V125H82ZM85 124V125H84ZM101 124V126H103ZM232 124H233V126H232ZM239 124V126H236V125H238ZM252 124V125H251ZM218 125V126H217ZM224 125V126H223ZM254 126H255V123H252V122H250V123H248V127H250V128H252V129H254ZM156 127V126H155ZM136 128H138V129H141V125L140 124H138V126L136 127ZM202 128H206L207 129V131H203L202 130ZM124 129H126V127L124 126ZM127 130V129H126ZM130 130V129H129ZM129 130H128V132H129ZM230 130V131H229ZM152 131V132H151ZM82 132H84L86 135H87V130L85 129L84 131H81V133ZM228 133V134H227ZM242 133V134H241ZM44 135H47V133H44ZM62 135H61V132H60V141L62 140V137H61ZM151 136H153V137H151ZM132 134L129 132V134H128V137H126V142H127V144L129 145V144H131L132 143ZM204 141V143L205 144H202V146H200V147H196V145L194 144V141ZM44 142V143H43ZM45 142H47L46 140L44 141V140H42V142L40 143V145L41 146H39L37 149L39 150V151H42L43 152V148H46L47 146L45 145ZM139 144V143H138ZM190 144V145H189ZM4 145H5V143H4ZM45 145V146H44ZM189 145V146H188ZM186 147V148H185ZM41 149V150H40ZM186 150V151H185ZM199 150V151H198ZM180 152V153H179ZM181 152H183L182 154H181ZM259 152H262L261 153V156L258 158V160L256 161V163H253V162H255V160L257 159V156H258V153ZM43 154V153H42ZM181 154V155H180ZM32 155H34V154H32ZM41 155V154H40ZM103 152H102V157H103ZM187 156V157H186ZM202 157H204V156H206V155H201ZM244 156H246V154L245 155H243V157ZM36 159H37V161H38V163H37V166H40V165H42L43 163H42V161H40V158L39 157H36V156H34ZM153 156H152V154L151 155H144V156H142L141 157V163H140V165H141V167H143L144 168V173H147L148 171L146 170V168H148L149 167V164H148V159H150V158H152ZM202 157H200V158H202ZM256 157V158H255ZM187 158H190L191 159V161L190 160H188ZM31 159V158H30ZM195 161H194V160ZM121 160H124V161H126V159H124V158H121ZM120 160V161H121ZM188 160V161H187ZM104 161H105V157H104ZM258 162V163H257ZM253 163V164H252ZM189 164V165H188ZM255 164V165H254ZM27 165V164H26ZM25 165V166H26ZM186 165V166H185ZM254 165V168H253V170H257V171H264V151H261V150H257V154L253 157V160L250 162V164H249V166H248V168L250 169V167H252ZM130 166H134V164H130ZM183 166H185V167H183ZM187 166H188V168H187ZM99 167V166H98ZM98 167L96 168V169H98ZM123 167H126V164L125 163H120V165H118L117 166V168H116V175H112V178H114L113 179V184L116 186V185H118V182L120 183V179L122 178V176L120 175V174H118L119 172H121L122 171V169L121 168H123ZM37 168V167H36ZM85 168H88V165H86L85 166ZM188 169V170H187ZM249 169H246V171L247 170H249ZM15 170V169H14ZM121 170V171H120ZM252 170V171H253ZM181 171H179V173L181 172ZM16 172H17V170H16ZM23 172V171H22ZM62 174L63 173V171L62 170H60V169H51L49 172H48V175L45 177H40V171H38L37 169H35V171L32 173V180H31V182L33 181V183H35L36 185H37V187L35 188V189H29L28 191H26V192H24V194L25 195H27L29 198H31L30 200L33 202V203H35V204H37V205H39V207H40V213H41V216H40V223H41V226L42 227H44V228H46L47 230H49V231H52V232H50V233H53V232H55V233H53V234H49V235H54V237H53V239H55L56 240V238H58L60 235H61V237H59V239H60V241H62L60 244H62L61 246H60V248H61V251L59 250V248H58V251L60 252V255H63V254H67L68 252L66 251L68 248H70V247H72L73 245H76L77 243H76V241H77V239H76V237H72L71 238V240H69L70 239V237H69V233H71V234H75V233H73L71 230L69 231V229L67 230L66 229V225H69V223H68V221L67 220H64L63 221V219L61 218V217H58L59 215L57 214V213H55V212H53V211H55L54 210V203H53V201H51L52 199H51V196H52V193H53V191L55 190V176L57 177V174ZM189 173V174H188ZM160 174H162V173H160ZM114 176V177H113ZM87 177H90L89 179H91L92 177H93V175H91V176H89V175H87ZM150 177L152 178V177H155V176H149V175H147L146 174V177L144 178V179H140L139 180V182H138V186H136L135 187V192H136V194H138L137 192L138 191H140L141 189H143L144 190V187H145V183H144V181L145 182H149V181H151V179H150ZM40 178V179H39ZM42 178V179H41ZM116 179V180H115ZM26 180V181H25ZM154 180V179H153ZM156 181V180H155ZM21 182L22 183H28L29 181H28V179L27 178H25V179H22L21 180ZM52 182H54V183H52ZM200 182V181H199ZM53 188V189H52ZM126 188V187H125ZM125 188L124 187H121V186H117V187H115V191L117 192V193H119V192H123V191H125ZM40 190H41V192H40ZM242 190V189H241ZM23 191V190H22ZM47 191V192H46ZM243 191V190H242ZM260 191V192H259ZM176 193H179L178 191H175ZM30 194V195H29ZM40 194V195H39ZM174 192L173 193H171L170 195H168V196H166L165 197V201L163 202V203H160L162 206V209L164 210V211H166L167 210V207H166V204L168 203H165L166 201H170L171 199H174ZM51 195V196H50ZM173 195V196H172ZM255 198H254V200H253V202H251L250 204H249V206L244 210V212H246V210H249L248 211V213L250 212V222L248 223V222H242V220L240 219L239 220V222H237V220H238V218L237 217H235V214L233 215H231L229 212H228V205L226 204V206H225V209L224 210H222V212H221V222H224L225 223V220L227 219V221L230 219V216H233V221L232 222H227L226 223V226L224 227V226H222V229H220V230H218V232H224V231H232V232H236V231H238V230H244V231H246V232H253V233H255V236L253 237V236H249V237H246V238H244L243 239V241H241V239H237L236 237H233L231 240H227L226 238H224V239H221V240H219V241H217V247L214 249V251H213V256H212V259H211V261H210V263L211 264H264V203H262V201H264V188H262V189H260V190H258L256 193H255ZM258 195V196H257ZM45 196V197H44ZM125 197H127L126 196V194H124V196L122 197V198H125ZM40 200H39V199ZM257 198V199H256ZM41 199H43V201L41 200ZM128 199L129 198H126V200L124 201V202H126V203H128ZM258 200V201H257ZM39 201V202H38ZM256 202V203H255ZM44 203H46V204H44ZM215 203V202H214ZM253 203V204H252ZM115 205V211H112V213L114 212V217H116V218H119V220H121V222L123 223H129L130 222V213L131 212H129V210L128 209H124V211H123V209L122 210H116L119 206H117L118 204L116 203V204H114ZM209 208L211 209H205L204 210V213H203V215H201V216H203L202 218H201V216H200V218L198 219V220H204L202 223H201V221L198 223V225L196 224V222L195 223H192V224H187V223H177V224H181V225H179L180 227H179V229H178V227H176L175 229H174V231H175V234L177 235V238L181 241V244H182V252H184V251H186L185 253H181L180 255L181 256H183L184 258H186L187 260H188V264H204V261H205V259H207V256H206V251H205V245L207 244V242L209 241V239H210V237H208L207 235H205V239L203 240V241H201V243L200 244H196V239H198L199 238V236L200 235H204L205 233H207V232H210L211 231V228H210V226L208 227V223L206 224V222L207 221H205V219H206V215L209 213V212H212V208H211V206H209ZM44 209V210H43ZM225 210H226V217L227 218H225V214H224V212H225ZM102 211H104V212H109V207L107 208V209H103ZM118 211H119V213H118ZM207 211H209L208 213H206ZM43 212V213H42ZM92 213H93V217H95V215L97 214L96 213V211H92ZM96 213V214H95ZM121 213H124V214H122V216H120V214ZM166 213H167V211H166ZM205 213H206V215H205ZM259 213V214H258ZM224 214V215H223ZM263 214V215H262ZM230 215V216H229ZM46 216V217H45ZM53 217V218H52ZM204 217H205V219H204ZM225 219H224V218ZM60 218H61V220H60ZM236 218V219H235ZM224 219V220H223ZM235 219V220H234ZM49 220V221H48ZM52 220V221H51ZM175 219H173V221H174ZM197 220V221H198ZM43 221V222H42ZM56 221V222H55ZM60 221V222H59ZM49 222V223H48ZM66 222V223H65ZM185 222V221H184ZM46 223V224H45ZM64 223V224H63ZM204 223H205V225H204ZM224 223H221L222 225H224ZM200 224H202V225H200ZM252 224V225H251ZM194 225V226H193ZM49 226V227H48ZM59 227L58 229L57 228H55V227ZM185 226V227H184ZM198 226V227H197ZM182 227V228H181ZM184 227V228H183ZM50 228H52V229H50ZM54 228V229H53ZM61 228V229H60ZM45 229V230H46ZM57 229V232L55 231ZM63 229V230H62ZM65 229V230H64ZM59 230V231H58ZM65 231V232H64ZM193 231H195L196 233H197V235L194 237L193 235H192V232ZM81 232V231H80ZM58 233H61L60 235L58 234ZM65 233V234H64ZM82 234H85L83 231H82ZM58 236V237H57ZM64 236V237H63ZM59 241V242H60ZM157 241H158V238L157 237H155L154 235H152V244L154 245V244H156L157 245ZM161 241V251H158L159 252V254L161 253V255H164V254H166V256L164 255V259H161L160 261L162 262V264H170L171 262H170V260H168L167 259V256H169L170 257V259L172 258V253H173V251H171V249H170V247H169V244H170V242H168L167 240H165V239H161L160 240ZM69 242V243H68ZM261 243V244H260ZM124 244V243H123ZM250 244V245H249ZM125 245V244H124ZM219 245L221 246V247H219ZM209 247L211 246V245H208ZM260 246V247H259ZM66 247V248H65ZM163 247V248H162ZM256 247V248H255ZM258 247V248H257ZM64 248V249H63ZM164 248L166 249V250H164ZM62 249H63V253H62ZM135 249H139V247H137L136 246V248ZM184 249V250H183ZM255 249V250H254ZM57 251V252H58ZM220 251H222L221 253H220ZM56 252V253H57ZM59 252L57 253V254H59ZM137 252V251H136ZM139 253V252H138ZM137 253V254H138ZM219 253H220V255H219ZM225 253V254H224ZM226 253H228V254H226ZM230 255V256H229ZM126 256V255H125ZM226 257V258H225ZM262 258V260H261V258ZM149 258V257H148ZM150 259H152V258H150ZM229 260V261H228ZM156 261V260H155ZM159 261V262H160Z\"/></svg>",
  "mask_w": 264,
  "mask_h": 264
}]
</instances>
